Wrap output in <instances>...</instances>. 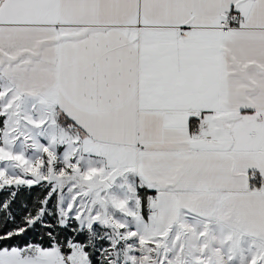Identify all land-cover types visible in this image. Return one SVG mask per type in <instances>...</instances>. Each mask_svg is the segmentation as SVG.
Here are the masks:
<instances>
[{"label":"snow or ice","instance_id":"snow-or-ice-1","mask_svg":"<svg viewBox=\"0 0 264 264\" xmlns=\"http://www.w3.org/2000/svg\"><path fill=\"white\" fill-rule=\"evenodd\" d=\"M0 191V264H264V0H0Z\"/></svg>","mask_w":264,"mask_h":264},{"label":"trees","instance_id":"trees-1","mask_svg":"<svg viewBox=\"0 0 264 264\" xmlns=\"http://www.w3.org/2000/svg\"><path fill=\"white\" fill-rule=\"evenodd\" d=\"M39 188L37 186H33L31 192L27 189V187H22L18 192V197L16 201L15 207L18 208L19 204L24 201L27 202L29 205L31 204L32 198L39 192ZM7 196V192L0 191V199H3ZM31 236L32 233H29Z\"/></svg>","mask_w":264,"mask_h":264}]
</instances>
